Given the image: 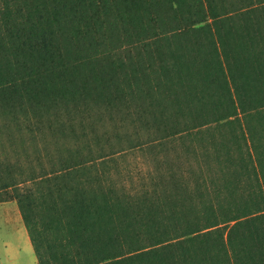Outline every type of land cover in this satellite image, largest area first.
<instances>
[{"label": "trees", "instance_id": "16d2710c", "mask_svg": "<svg viewBox=\"0 0 264 264\" xmlns=\"http://www.w3.org/2000/svg\"><path fill=\"white\" fill-rule=\"evenodd\" d=\"M37 264H264V0H0V203Z\"/></svg>", "mask_w": 264, "mask_h": 264}, {"label": "crops", "instance_id": "0c3cea01", "mask_svg": "<svg viewBox=\"0 0 264 264\" xmlns=\"http://www.w3.org/2000/svg\"><path fill=\"white\" fill-rule=\"evenodd\" d=\"M0 217H2V220H0V227L5 226L4 224H6L8 229L11 227L10 237L12 239L16 237L22 243H26L27 247L30 244V240L16 203L12 201L0 203ZM0 231V264H16L13 256L15 248L13 243L9 241L8 230L6 234H4L2 229H0ZM35 264H37L36 260Z\"/></svg>", "mask_w": 264, "mask_h": 264}, {"label": "rangeland", "instance_id": "374dc122", "mask_svg": "<svg viewBox=\"0 0 264 264\" xmlns=\"http://www.w3.org/2000/svg\"><path fill=\"white\" fill-rule=\"evenodd\" d=\"M14 202V201H12ZM0 220H2V217H0ZM5 226H1L0 229H2V231L4 232V234L9 233V241L13 243L14 248H15V252H14V260L16 262V264H35V256L34 253L32 251L31 245L29 244L26 247V243H22L20 240H18L16 237L15 239H12L10 237V233H11V227L6 226V224H4ZM1 233V231H0Z\"/></svg>", "mask_w": 264, "mask_h": 264}]
</instances>
